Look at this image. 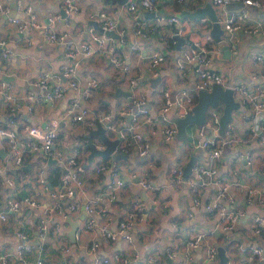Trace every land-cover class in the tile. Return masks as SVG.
<instances>
[{
    "label": "crops",
    "instance_id": "0c3cea01",
    "mask_svg": "<svg viewBox=\"0 0 264 264\" xmlns=\"http://www.w3.org/2000/svg\"><path fill=\"white\" fill-rule=\"evenodd\" d=\"M10 10V16L18 19H27L22 8L32 7L38 24L47 23V18L56 14L61 15V0H3ZM19 3V6L16 3ZM80 8V13L66 15V21L52 25L51 29L58 34L65 35V41H71L72 47H78L88 38L87 31L91 27L101 32L103 16L112 18L117 22L119 28L125 32V41L118 44L117 50L121 57L130 66L136 84L129 87L123 79L124 75L118 76V72L109 65L106 55L94 56L93 58H82L76 56L73 59L79 62L78 77L80 90H66V93L56 100L44 99L45 91L35 86L37 74L40 71H57L60 64L64 62L65 47L61 43H47L43 39L40 31H33L29 37L19 33L15 27L8 22L6 16L0 18V40H4L5 48L8 49V57L3 56L0 50V81L8 83L12 94L20 100L21 108L15 114L8 110L6 101L0 97V123L7 126L9 120H15L17 127L22 129L27 125L44 127L52 121L58 125V139L54 150H62L71 154L73 150H79L77 157V173L84 179L82 189H76L74 197L68 199L71 202L84 203L94 195L103 191L105 183L113 171H118L125 180L126 186L118 197V200L107 210L100 211L97 215L99 223L107 222L110 230H115L117 222L122 215L130 209V205L136 199L142 202L143 209L136 221L133 230L134 241L131 244L123 241H116L110 245L100 241V235L96 232H82L75 237L72 243L68 237L71 222L77 223V230L81 229L85 222V214L79 210L72 212L67 207L68 200H54L48 197L40 183L41 176L37 167L46 162V171L43 175L46 186L51 189L61 184L63 173L60 165L48 154L36 153L28 157L27 162L22 166L28 169L16 170L9 166L6 142L0 138V167L5 168V174L19 176L23 175V183L17 186V196L24 194L32 196L39 203L38 208L27 209L22 207L18 215H9L8 222L0 228V252L8 254L14 251L17 241L16 231H21L27 235L28 243L34 247L44 246L40 252L30 254L26 257L27 263L10 257L8 264H29L33 259L41 258L44 264H95L96 259H109L107 264H118L113 259V255L128 257L131 264H150L148 257L154 255L158 257L159 264H172L165 254L170 248L175 254L177 262L187 261L189 264H202L203 246L216 245L215 239L219 235V225L215 214H207L200 207L193 203L194 198L201 202L213 199L215 188L212 186L199 187L197 193L191 192L190 188L183 183L179 187L168 185L170 169L174 166L180 167L185 178L190 177L192 167L196 163L207 162L209 150L194 146V141L212 137L213 133L208 128L202 131L194 126L187 127L184 137H175L171 141H166L160 131L152 132L151 126L147 123H140L135 129L146 140L149 141L150 149L146 157H139L133 153L126 155V159L114 160L113 152L108 156L106 168L99 174H94V168L103 164L101 157L90 158V154L84 156L82 145L88 139L94 140L97 148H104L97 136L88 135L95 129L86 128L82 124L73 123L72 115L67 112L73 101L78 100L81 106L86 105L94 113H112L113 121L119 128L126 129L130 124L129 112L132 104L123 96H115L117 88L122 91L132 92V97L138 93L146 96V107L153 115L157 111L161 102V89L168 87L171 95L181 88L192 89L194 75L190 71L187 76L181 77L176 66L177 59L188 44L202 43L207 35H210L211 23L208 16L193 20L183 17L182 13L193 12L198 7H203L208 0H187L181 5L175 2H165L158 0L156 12L170 16L175 15L178 23L166 24L157 27V31L151 33L148 29L153 26V12L144 11L138 7L141 21L144 23L142 36L134 37L132 34V15L127 11L125 5H118L114 0H74ZM242 4V3H236ZM218 20L224 17L231 9L220 7L211 3ZM243 7V6H242ZM237 6L235 9H239ZM234 10V9H232ZM247 27L252 26L255 21L264 17V11L250 7ZM206 19L201 23V19ZM183 28L184 31L180 32ZM175 31L177 35L187 42L182 44L178 50L174 39ZM225 44L231 46V57H223L221 45L213 39L207 41L208 49L213 58L212 68L222 74L224 79L230 84L242 83L248 88H253L257 84L264 85L263 67L254 65L250 57L256 52L264 53V37L259 34L250 35L246 32L238 31L232 36L225 35ZM135 43L139 51L132 50L131 45ZM153 52H160L166 56L163 64L156 68V75L146 72L149 55ZM91 77L99 81L90 97L85 98L82 94L84 87ZM155 79H158L153 83ZM32 94L35 101L28 100V95ZM196 102V94L193 95ZM32 107L31 112H27L26 106ZM240 104V110L232 112V124L240 138H243V131L246 128L248 110ZM221 111V107H219ZM122 111L125 114H122ZM175 107L169 112L172 120ZM245 118V119H244ZM126 125V126H124ZM126 134L130 132L126 129ZM216 135L226 138L224 133ZM244 142L235 145H228L223 148L222 153L215 161L218 170V179L228 184L229 194L233 199L232 203H224L228 209L237 208L242 215L239 217L235 230L230 239H235L237 246L235 251L227 252V264H264V254L260 261H248L247 254L252 249L264 247V234L255 235L254 221L255 215L264 216V145L256 138L244 139ZM236 152L252 153L254 162L251 167L247 166L242 158H236ZM149 162H153L155 167L149 171L147 180L155 187L154 192H146L139 186V179L144 176ZM50 165L60 167L61 175L55 186H51L48 176L52 168ZM230 185V186H229ZM249 191L254 197L253 204L246 202ZM0 200L2 195L0 193ZM48 216L53 218L55 229H52L44 239H40L37 231L38 218ZM66 214V217L63 215ZM188 214L192 217L189 218ZM177 224V228L174 227ZM193 225L195 231L204 234L203 245L199 248L187 251L184 242L190 235L189 226ZM92 241H98L99 245L95 250L88 249ZM244 248V252L238 247ZM61 248H68V253L64 258L60 254ZM135 259V260H134ZM215 264H220L218 262Z\"/></svg>",
    "mask_w": 264,
    "mask_h": 264
},
{
    "label": "built area",
    "instance_id": "2783aa9c",
    "mask_svg": "<svg viewBox=\"0 0 264 264\" xmlns=\"http://www.w3.org/2000/svg\"><path fill=\"white\" fill-rule=\"evenodd\" d=\"M62 9L66 15H73L80 13V8L74 0H61ZM165 2H175L181 5L187 0H164ZM213 5L226 7L232 3H242L241 8L230 10L224 17L220 18L222 29L226 35L232 36L238 31L246 32L250 35L259 34L264 37V17L255 21V23L247 27L246 23L249 20L248 8L253 7L264 11V0H208ZM158 0H127L125 3L126 9L132 15V34L134 37L142 36L144 23L141 21L138 7L144 11L153 12V26L148 30L153 33L166 24L178 23V18L175 15H164L157 13ZM17 6L19 3L17 1ZM27 19H18L15 16H10V10L3 0H0V18L6 16L8 22L11 23L15 29L26 36L33 31H40L43 39L47 43H61L65 47L64 62L60 64L57 71H40L37 74L35 86L45 91L44 99L56 100L61 98L66 90L71 89L74 91L80 90V81L78 77V64L77 60L73 58L81 56L82 58H93L94 56L106 55L109 65L118 72V76L124 75V81L128 86L133 88L136 84V78L125 59H123L117 50L118 44H123L125 41V32L119 28L117 22L112 18H105L103 16L102 32H98L93 28L87 31L88 38L83 41L78 47H72L71 41H65V35L58 34L53 29L52 25L58 22L66 21V17L56 14L47 18V23L38 24L32 7L26 6L22 8ZM201 23H205L206 19H201ZM113 31L118 38L107 36L105 32ZM184 29L181 28L180 32ZM158 32V31H157ZM210 35H207L204 42L188 44V46L181 51L177 59L176 66L180 71L181 77L187 76L191 71L194 75V82L192 89L181 88L174 96L168 87L161 89V102L157 111L150 113L146 107V96L138 93L132 97V109L129 112L130 124L126 129L130 132L126 134V129L119 128L113 121L112 113L97 112L94 113L86 105L81 106L78 100L72 102L68 107L67 112L72 115L73 123L84 125L86 128L95 129L97 126L101 127L106 136L112 140L117 141L115 152L125 155L137 154L139 157H146L150 144L140 133L135 129L140 123H147L151 126L152 132L160 131L166 141H171L176 137L177 127L169 115L171 108L174 106L175 119L184 118L191 113V109L195 104L194 96L199 90H210L212 84H218L223 89L233 90L234 99L243 107L248 110V117L246 128L243 131V138H256L259 143L264 145V85L257 84L253 88H248L242 83L230 84L228 83L221 73L212 68L213 58L211 51L208 49L207 41H211ZM132 50L138 52L139 47L133 43ZM231 48V46H230ZM0 50L3 52L4 57H8L9 51L5 48L4 40H0ZM254 65L263 67L264 75V53L256 52L250 57ZM166 56L160 52H153L149 55L148 66L146 72L156 75V68L163 64ZM1 73V67H0ZM99 81L95 77H91L84 87L82 94L85 98L91 96L93 91L98 88ZM132 93V92H130ZM132 96V94H131ZM0 97L7 103L8 110L12 113H19L21 106L20 100L15 97L10 91L8 83L0 81ZM28 100L35 101L41 98H35L32 94L28 95ZM27 112L32 111V107L27 105ZM122 114H125L122 111ZM209 116L207 122L201 127L202 131L207 128L212 131V137H204L194 141L195 147H200L209 150V157L207 162L196 163L192 167L190 177L185 178L183 171L178 166L170 169L168 177V185L171 187H179L185 183L193 193H197L199 187L212 186L215 188L213 199L207 202H201L198 198H194L193 203L196 207H200L207 214H215L217 216V224L219 225V235L224 239L229 240L235 230L236 223L242 215L241 211L237 208L228 209L224 203H232L233 199L229 194V187L218 179V170L215 166V161L222 153L224 147L228 145H235L244 142L235 131V126L228 123L224 132L228 135L226 138L216 135L219 132V120L221 111L219 108L209 109ZM244 118V119H245ZM126 126V125H124ZM58 125L56 121L40 127L36 125H27L22 129L17 127L15 120H9L7 126L0 123V138L5 139L7 156L9 166L14 169H20L28 160V157L36 153L48 154L54 159L64 171L61 176V184L57 187L49 189L46 186V181L43 175L46 171V162L44 161L37 167L39 176H41L40 183L43 185L44 191L48 193V197L54 200H68L74 197L76 189H82L84 179L81 178L77 171V157L80 155L79 150H73L71 154H67L62 150H54L58 139ZM99 148V147H98ZM236 158H242L245 164L249 167L253 165L254 157L252 153L236 152ZM155 164L149 162L144 176L139 179V186L146 192H154L155 187L147 180L149 171L153 170ZM106 168V164L95 166L94 174L99 175ZM5 168L0 167V193L2 200H0V228L8 222L9 215H18L22 207L27 209L38 208L39 203L36 199L29 195L17 196V186L23 183L26 178L23 175H7L4 173ZM24 178V179H23ZM126 186L125 180L119 175L118 171H113L105 183L103 191L94 195L91 199L84 203L76 201L67 203L70 211H83L85 214V222L81 229L76 230L75 237L80 236L82 232H96L100 235V241L114 245L116 241H123L131 244L134 241L133 230L136 221L140 216L143 204L138 199L134 200L127 210L117 222L115 230H110L107 222L99 223L97 215L100 211H107L117 200ZM230 186V185H229ZM246 202L253 204L254 197L252 192L249 191ZM66 217V214L63 215ZM191 218L192 215L188 214ZM255 227V235L264 234V216L255 215L253 218ZM177 224L174 227L177 228ZM55 229L53 218L50 219L48 213L46 216L39 217L37 223V231L40 239H44L47 234ZM190 235L184 242V247L187 251L199 248L203 245L204 234L200 231H195L193 225L189 226ZM17 241L14 246V251L10 254L7 252H0V264H8L10 257L18 259L27 263L26 257L30 254L40 252L44 246L39 245L34 247L28 243L27 235L21 231L15 233ZM99 245L98 241H92L88 249L95 250ZM216 245L203 246V261L202 264H215L218 262V252ZM239 251L244 252V248L238 247ZM60 250V254L65 258L68 253V248L56 249ZM165 254L172 264H189V262H177L176 254L167 248ZM264 254V247L252 249L247 254V260L250 262H257L262 260ZM118 264H131L128 257L113 255ZM135 260V259H134ZM157 256H150L147 262L150 264H159ZM95 264H107L109 259H96ZM29 264H44L41 258L33 259ZM66 264V263H64Z\"/></svg>",
    "mask_w": 264,
    "mask_h": 264
},
{
    "label": "water",
    "instance_id": "95a60500",
    "mask_svg": "<svg viewBox=\"0 0 264 264\" xmlns=\"http://www.w3.org/2000/svg\"><path fill=\"white\" fill-rule=\"evenodd\" d=\"M118 5H125L127 0H114ZM237 6H241L242 4L232 3L227 7L228 9H235ZM154 15V13H151ZM208 16L211 29L210 36L211 38L218 44L221 45L222 55L223 57L229 59L231 57V50L228 44H225L223 41V37L226 35L224 30L222 29L220 23L218 22L217 15L215 14L211 3H207L203 7H198L193 12H184L182 13L183 17H187L190 20L196 18H202L204 16ZM61 16L66 17V14L63 10H61ZM102 32V30H101ZM107 36H112L114 38H118V36L113 32H105ZM174 39L176 42V47L179 50L181 45L186 43L187 41L177 35V31H175ZM158 79L153 81L156 82ZM115 96H123L126 97L129 102H131L132 96L130 92L122 91L120 88H117ZM221 107V115L219 120V132L224 133V130L228 123L232 122V112L236 110H240V104L234 99L233 90L231 89H223L218 84H212L210 90H199L196 93V102L191 109V113L186 115L184 118L174 119V123L177 127L176 137H184L186 133L187 127L194 126L197 129L201 128L207 122V113L209 109H215ZM130 119V117H129ZM99 137L100 142L104 146V148H97L94 144L90 147V158L101 157L105 159L110 156L113 152H115V147L117 145V141L110 140L104 130L101 127H98L96 130L91 131L88 135ZM119 159H126L125 154L116 153L114 155V160L118 161ZM29 165L26 167H21L22 170L28 169ZM19 169V168H17ZM64 172V171H63ZM68 224L70 225V230L68 232V237L72 243L75 240V234L77 230V223L71 222L69 218L66 219ZM218 259L220 264H227L228 258L225 255L224 247H219L217 249Z\"/></svg>",
    "mask_w": 264,
    "mask_h": 264
},
{
    "label": "trees",
    "instance_id": "16d2710c",
    "mask_svg": "<svg viewBox=\"0 0 264 264\" xmlns=\"http://www.w3.org/2000/svg\"><path fill=\"white\" fill-rule=\"evenodd\" d=\"M208 116H209V114L207 113V117ZM101 162L103 164L108 162V157H106L105 159L101 160ZM49 167L52 168V170H51L52 175L50 174L48 176V181H49L51 186H55L57 184V182H58V177L61 175V170H60V167L58 168L55 165H50ZM215 241H216V244L223 246L224 249L227 252L235 251L236 246H237V242H236L235 239L226 240V239L223 238V236L217 237L215 239Z\"/></svg>",
    "mask_w": 264,
    "mask_h": 264
},
{
    "label": "rangeland",
    "instance_id": "374dc122",
    "mask_svg": "<svg viewBox=\"0 0 264 264\" xmlns=\"http://www.w3.org/2000/svg\"><path fill=\"white\" fill-rule=\"evenodd\" d=\"M94 144V140L88 139V142L84 143L81 147L83 149L84 152V156H87L90 154V147Z\"/></svg>",
    "mask_w": 264,
    "mask_h": 264
}]
</instances>
